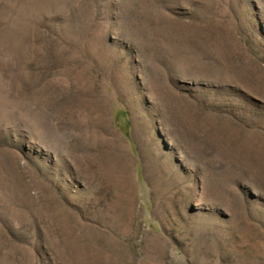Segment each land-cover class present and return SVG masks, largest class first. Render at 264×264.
Instances as JSON below:
<instances>
[{"label":"rangeland","instance_id":"1","mask_svg":"<svg viewBox=\"0 0 264 264\" xmlns=\"http://www.w3.org/2000/svg\"><path fill=\"white\" fill-rule=\"evenodd\" d=\"M0 264H264V0H0Z\"/></svg>","mask_w":264,"mask_h":264}]
</instances>
